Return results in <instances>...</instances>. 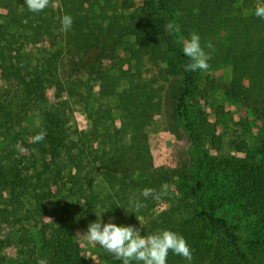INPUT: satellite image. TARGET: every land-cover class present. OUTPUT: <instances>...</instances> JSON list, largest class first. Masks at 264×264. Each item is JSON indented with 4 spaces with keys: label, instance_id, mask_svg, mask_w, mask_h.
Wrapping results in <instances>:
<instances>
[{
    "label": "trees",
    "instance_id": "1",
    "mask_svg": "<svg viewBox=\"0 0 264 264\" xmlns=\"http://www.w3.org/2000/svg\"><path fill=\"white\" fill-rule=\"evenodd\" d=\"M103 1L65 0L53 17L51 3L31 12L25 0H0V131L11 132L42 106L41 123L30 136L12 138L10 149L0 152V264H94L83 259L79 232L87 231L86 217L102 201L117 225L138 227L141 235L162 229L181 234L193 259L170 251L167 264H255L249 254L264 252V140L256 158L205 161L185 110L199 75L185 71L189 58L182 48L183 36L192 32L200 35L202 46L216 34L225 35L224 45L211 42L218 47L207 52L210 67L229 61L230 76L205 79L249 109L264 129V19L255 15L264 0H114L121 11L104 26L85 22L73 7L74 2L82 7L88 3L99 10ZM64 14L73 18L67 33L61 31ZM170 22L174 31L167 27ZM127 36L134 43L123 46ZM35 43L59 48L34 60L28 47ZM119 48L128 50L127 60L147 56L159 65L157 73L145 78L138 69L134 82V73L119 64L117 69L130 78L116 92L117 77L104 63H116ZM81 74L93 76L101 96L116 95L119 127L105 126L102 110L103 115H90L87 128H68L65 82ZM51 87L56 101L49 103ZM155 116L166 117L182 131L190 164L183 174L182 196L148 215L130 198L142 202L143 189L159 193L168 179L154 166L144 132ZM41 129L45 139L33 143ZM206 130L218 150L219 136ZM96 179L111 191L104 200L95 193ZM70 196L81 201L84 218L66 220L62 202ZM138 213L145 223L137 221ZM103 264L123 262L110 254Z\"/></svg>",
    "mask_w": 264,
    "mask_h": 264
},
{
    "label": "rangeland",
    "instance_id": "2",
    "mask_svg": "<svg viewBox=\"0 0 264 264\" xmlns=\"http://www.w3.org/2000/svg\"><path fill=\"white\" fill-rule=\"evenodd\" d=\"M65 0H51V7L53 17H57V6ZM70 1V0H68ZM80 5L78 2L73 3V7L78 9L84 15V18L89 24L97 23L104 26L112 14L116 11H121L118 3L113 1H103L100 9L97 10L88 3ZM124 11H129L125 9ZM99 27H93L95 32ZM59 32V30L57 29ZM188 38H184L183 41ZM211 42H225V35L216 34L209 39ZM208 40V41H209ZM134 37L127 36L123 40V46L126 44H133ZM136 46V45H135ZM218 45H214V48ZM30 48L31 58L34 60L38 56H47L53 53L59 44L50 46L48 44L39 45L33 44ZM208 48H205L207 52ZM128 50L123 48L118 49V54L121 56L116 63L105 62V66H110V73L117 77L118 85L116 92L122 91L129 85V78L127 75L117 69L119 64L123 69L128 70L129 73H134L132 79L134 82L138 80L137 74L140 73L143 77L149 78L155 75L158 71V64L150 63L147 56L140 57L138 61L127 60ZM162 66V63H161ZM128 73V74H129ZM199 76L194 80L191 91L185 99V110L187 121L195 129L198 137L199 146L203 157L206 160H234L236 163L244 161L249 157H257V150L264 140L263 124L258 120L249 109L244 107L239 101L229 96L223 90L216 88L212 83L207 82L205 76L208 78H215L217 80H225L230 76V65L228 60H218L214 62L211 67L202 72L197 70ZM154 77V76H153ZM63 81H67L62 79ZM67 84L68 93H63V97L67 100L64 109H67L68 128L73 132L76 129L87 128L92 119L90 115L102 114L103 111L105 119V126L117 128L120 125V113L116 107V95L101 96L98 91V83L94 80L92 75L81 74L79 77L69 79ZM3 81L0 80V86ZM63 100V99H61ZM54 87H51L48 92V102H55ZM63 102V101H62ZM64 103V102H63ZM63 104H59L62 107ZM69 107V109L67 108ZM42 106L33 110L28 118H24L20 125L15 126L11 132L5 133L0 131V152L7 151L12 145V138L21 136H30L31 132L40 125L42 119ZM103 110V111H102ZM208 130H213L214 134L220 138V148L216 150L212 147L209 138ZM147 145L152 157L154 166L168 174V179L164 183L163 188L166 189V194L159 199H154L149 196L142 201L143 212L148 215H155L159 211L166 208L170 200L181 197L183 191V174L189 167L190 159L186 151L187 138L180 129L175 125L166 121V117L155 116L153 120L144 128ZM18 135V136H16ZM95 193L99 199L104 200L111 194L108 186L99 179L95 181ZM73 197H66L62 202L65 209V218H84L86 215L82 212V203ZM103 205L98 204L95 208L92 217H86V222H93L101 217V222L106 223L109 218H113L112 222L116 223L115 217L110 215ZM138 213L136 215L137 221L140 223L146 222V217ZM77 215V217H76ZM85 232H79L80 245L83 248V259L94 264H103L106 256L110 255L99 245L91 244ZM144 235V234H142ZM148 235V234H145ZM37 238V237H36ZM38 240L36 241V245ZM10 252L6 249L3 252ZM12 251V250H11ZM40 257L42 254L39 252ZM249 258L255 264H264V252H251ZM12 264V261L9 262Z\"/></svg>",
    "mask_w": 264,
    "mask_h": 264
},
{
    "label": "clouds",
    "instance_id": "3",
    "mask_svg": "<svg viewBox=\"0 0 264 264\" xmlns=\"http://www.w3.org/2000/svg\"><path fill=\"white\" fill-rule=\"evenodd\" d=\"M25 3L29 11L41 12L49 7L51 0H25ZM255 15L264 19V2L257 4ZM72 25L71 15L64 14L61 17V31L67 33L71 30ZM167 27L169 31L175 30V26L171 22ZM205 48L214 50V45L211 41H207L202 46L201 37L196 32H192L190 37L184 40L182 51L189 58V63L185 65V71L206 72L210 68L211 54L206 52ZM45 137L46 130L41 129L32 137V142L39 143ZM164 194H166L164 188L159 193L153 188H145L140 192V195L145 199L149 196L159 199ZM130 203L137 210L143 207L142 202L135 197L130 198ZM112 219L110 217L108 222L102 223L101 217H99V219L90 222L84 235L91 244L99 245L107 253L121 260L123 264H131L133 261L138 264H167L170 251L189 262L192 261V250L181 234L170 229H162L148 235H141L140 228L132 225H117L112 222Z\"/></svg>",
    "mask_w": 264,
    "mask_h": 264
}]
</instances>
